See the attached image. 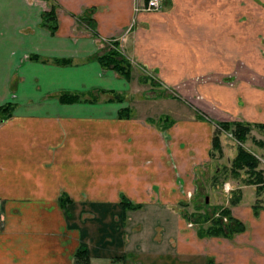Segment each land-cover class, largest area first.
Returning a JSON list of instances; mask_svg holds the SVG:
<instances>
[{
  "label": "crops",
  "instance_id": "1",
  "mask_svg": "<svg viewBox=\"0 0 264 264\" xmlns=\"http://www.w3.org/2000/svg\"><path fill=\"white\" fill-rule=\"evenodd\" d=\"M260 38L264 0H0V105H12L0 112V264H83L80 246L89 264H264V191L223 180L241 190L229 207L242 226L228 234L204 231L201 216L230 193L197 199L214 121L249 123L243 143L264 161ZM115 40L129 78L96 57ZM156 80L174 93L106 98ZM97 88L111 91L58 97ZM178 97L196 106L169 117Z\"/></svg>",
  "mask_w": 264,
  "mask_h": 264
},
{
  "label": "trees",
  "instance_id": "2",
  "mask_svg": "<svg viewBox=\"0 0 264 264\" xmlns=\"http://www.w3.org/2000/svg\"><path fill=\"white\" fill-rule=\"evenodd\" d=\"M55 6L51 3L48 9L42 12L43 24H48L50 29H53L56 25L55 18ZM117 41L115 40L114 46L109 47L103 52L96 55L98 61L105 65L111 66L119 74L129 78L131 76V62L130 60L121 53L120 49L115 46ZM61 62L69 61L68 57L60 59ZM109 89L97 88L96 92H89L85 90H63L59 92L58 97L63 101H73L80 99L95 100L99 97V94ZM111 91V89L109 90ZM106 98L122 99L123 95L121 92L112 89L110 95ZM11 104H1L0 112L3 115L10 113ZM128 105L121 106L117 114L122 115L128 112ZM259 126L264 127V123H260ZM229 130L236 138L235 152L229 156L228 161L222 165L220 169L213 174L214 179H218V176L223 173V179L228 177L238 179L239 182L253 183L257 191H264V163L260 157L248 148L243 142L245 141L247 134L250 130V124L243 122L239 119L232 120H216L212 124L211 139L209 153L212 158L216 155L221 156L223 153V143L221 139L222 130ZM217 167V165H216ZM240 187H232L228 197V203L223 205L218 212L209 214L207 211L202 214L201 219H208V224L205 226L204 231L212 234H228L233 232L235 229L241 228V221L238 220L230 213V203H234L239 199ZM122 202L124 206H137L139 203H134L128 198L123 197ZM226 215V219L222 218V215ZM198 217V216H197ZM200 217V216H199ZM76 259H80L83 264H89L88 254L83 246L77 248L75 252Z\"/></svg>",
  "mask_w": 264,
  "mask_h": 264
},
{
  "label": "rangeland",
  "instance_id": "3",
  "mask_svg": "<svg viewBox=\"0 0 264 264\" xmlns=\"http://www.w3.org/2000/svg\"><path fill=\"white\" fill-rule=\"evenodd\" d=\"M260 39H261V41H263V43L261 42V50L264 51V46L262 45V44H264V38H260ZM143 77L144 76H141V78H143ZM146 79L149 80V78H146ZM157 82H158L157 85L156 84L154 85V84L150 83V81H147L146 85H136L135 84V87H132L133 89L132 88L129 89V90L128 89H124V91H121V93L123 92L126 95L127 101L132 106H135V105H137V103H140L139 102V99L141 98L140 96H142V97L145 96V97H150V98H165L164 95L168 96L169 94L174 93L172 87L163 85L160 81H157ZM178 99H180V100L183 99L184 100L183 97H178ZM181 102L184 103L185 106H183ZM153 103H154V101L150 100L148 105H152ZM178 104H179L178 105V109H174L173 105H171V109H170V105L168 106V109L166 110V112L168 113L169 117H171L172 115H176L177 116V115H181V114H186L187 112L185 110H187L188 112L191 113L192 109H190V108L191 107L195 108L193 106H196L195 103H193V102H189L188 103L186 100L178 101ZM159 105L161 107L162 104H159ZM191 105H193V106H191ZM186 107H188V108H186ZM134 111H137V109L134 110ZM194 111H200L201 112L202 110H194L193 109V113H194ZM146 112H149V111L145 110L144 113H146ZM222 133H223V136H226L225 137L226 140L224 141L225 142L224 143L225 146L223 148L222 155L221 156H217L216 155L214 158H211L209 166L203 167L202 171L200 170V167L197 169L198 176L202 177V176L206 175L205 178L208 179L207 182H205L206 187H204V189H203L204 191L201 192V195L199 197H197V199L202 204L204 202H206V203H208L209 201L211 202V200H212V202H214L216 200H222L223 195L225 197V195L228 196V193H230L231 187L228 188V191L223 189V188H225V186L226 187L229 186V185H227L228 181H226V180L223 181L224 180L223 178L220 179V177L223 176V173H221L218 176L219 180L217 182H210V181H212V179H213L212 176H213L214 172L217 170V168L220 169L222 167V165L228 161V159H229L228 157L231 156L235 152V144H236L237 141H236V139L233 138V134L230 131H226L225 129L222 130ZM230 140H232V141H230ZM261 161L264 162L262 159H261ZM216 165H217V167H216ZM229 178L230 177H228L227 179H229ZM204 192H207V193H204ZM225 192H227V193L224 194ZM205 194L209 196L207 198L208 201L204 200L203 195H205ZM192 206H193V204H192Z\"/></svg>",
  "mask_w": 264,
  "mask_h": 264
},
{
  "label": "built area",
  "instance_id": "4",
  "mask_svg": "<svg viewBox=\"0 0 264 264\" xmlns=\"http://www.w3.org/2000/svg\"><path fill=\"white\" fill-rule=\"evenodd\" d=\"M147 6L157 8L159 6V0H147Z\"/></svg>",
  "mask_w": 264,
  "mask_h": 264
}]
</instances>
